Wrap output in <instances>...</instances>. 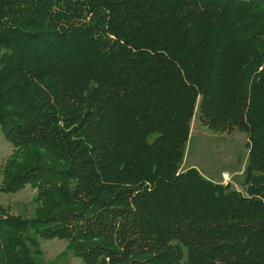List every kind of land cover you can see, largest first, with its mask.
Wrapping results in <instances>:
<instances>
[{"label":"trees","instance_id":"16d2710c","mask_svg":"<svg viewBox=\"0 0 264 264\" xmlns=\"http://www.w3.org/2000/svg\"><path fill=\"white\" fill-rule=\"evenodd\" d=\"M247 133L244 194L180 170L196 109ZM0 264H264V0H0Z\"/></svg>","mask_w":264,"mask_h":264},{"label":"rangeland","instance_id":"374dc122","mask_svg":"<svg viewBox=\"0 0 264 264\" xmlns=\"http://www.w3.org/2000/svg\"><path fill=\"white\" fill-rule=\"evenodd\" d=\"M196 109L191 119L190 132L186 142L180 170L195 168L203 178L213 182L230 184L244 194V170L248 154L246 132L233 128L229 131L209 129L202 122ZM13 151L0 129V186L2 167ZM35 190L30 186L15 192H0V207L7 214L31 218L34 215ZM40 257L39 264H82L81 260L67 250L66 242L59 239L42 240L36 237Z\"/></svg>","mask_w":264,"mask_h":264}]
</instances>
